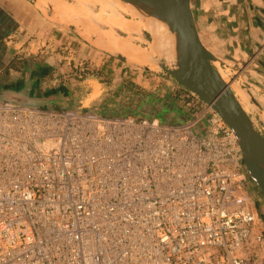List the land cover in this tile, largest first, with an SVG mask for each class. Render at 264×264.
Instances as JSON below:
<instances>
[{
  "label": "built area",
  "instance_id": "built-area-1",
  "mask_svg": "<svg viewBox=\"0 0 264 264\" xmlns=\"http://www.w3.org/2000/svg\"><path fill=\"white\" fill-rule=\"evenodd\" d=\"M0 100V264H263L233 129Z\"/></svg>",
  "mask_w": 264,
  "mask_h": 264
},
{
  "label": "crops",
  "instance_id": "crops-1",
  "mask_svg": "<svg viewBox=\"0 0 264 264\" xmlns=\"http://www.w3.org/2000/svg\"><path fill=\"white\" fill-rule=\"evenodd\" d=\"M82 1L0 0V100L4 91L12 90L40 99L42 108L83 110L102 115L157 116L166 123L187 122L191 118L190 113L181 101L186 91L177 81L161 97L157 95L154 99L145 100L148 103L144 107L117 113L105 111L100 106V98L110 83L98 78L76 79L79 84L70 81L50 86V81L55 78L57 81L58 76L47 68H55L52 63L56 60L43 52L52 44H60L68 35H72L81 50L88 49L89 54L84 52V58H93L101 53L138 63L119 50V46H111L114 37L128 39L133 46L143 50L155 38L161 50L152 62L163 60L167 52L170 59L173 58V45L168 44L167 52L164 50L158 36L164 37L161 33L149 31L147 16L141 15L143 22L146 20L144 24L135 15L129 18L125 14H130L128 8L113 2L120 0H108L114 4L115 7H110L114 11L110 8L104 11L98 3ZM191 5L202 41L217 58L214 63L232 74L235 82L232 87L247 113V107H250L264 124V0H192ZM111 12H118L117 17L123 23H131L128 26L132 30H124L118 24L111 25L108 20L116 14ZM155 66L158 69V65ZM86 85L88 92L84 93ZM52 103L56 107L51 106ZM261 252L257 251L260 257Z\"/></svg>",
  "mask_w": 264,
  "mask_h": 264
},
{
  "label": "water",
  "instance_id": "water-1",
  "mask_svg": "<svg viewBox=\"0 0 264 264\" xmlns=\"http://www.w3.org/2000/svg\"><path fill=\"white\" fill-rule=\"evenodd\" d=\"M137 7L145 16H154L174 35L177 62L161 67L183 87L210 105L233 129L243 151L244 162L254 182L264 193V135L213 65L217 61L200 36L192 0H120ZM152 6L154 8L152 9ZM162 61V60H161ZM2 100L42 107L40 99L18 91H4Z\"/></svg>",
  "mask_w": 264,
  "mask_h": 264
},
{
  "label": "rangeland",
  "instance_id": "rangeland-1",
  "mask_svg": "<svg viewBox=\"0 0 264 264\" xmlns=\"http://www.w3.org/2000/svg\"><path fill=\"white\" fill-rule=\"evenodd\" d=\"M113 2H116L117 5L124 4L126 6V3L122 1ZM128 9L132 14L134 13L129 7ZM131 13L128 14L126 12L125 14L131 18ZM50 46L43 54L56 60L55 63H52L55 68L48 66L49 68L47 69L58 76L57 81L56 78L50 81V86L56 87L59 83L65 82L64 84H66V82L69 83L70 81H73L72 83L74 84H79L76 79L83 80L85 78H98L103 82L110 83V87L104 92L99 103L105 111H112V113L137 110L140 107H144L148 103L145 100L154 99L157 95L161 97L160 95L167 92L171 85L177 81L161 66L157 70L152 71L130 61L122 60L119 57L101 53L96 54L93 58H84V52L89 54L88 49L81 50L72 35L66 36L60 44H52ZM164 61L163 59L161 63ZM217 67L226 74L228 82L233 80L232 74L228 70L218 64ZM83 90L85 91L84 93L88 92L87 85L83 87ZM50 105L55 106L53 103ZM247 109L249 110V115L253 117L256 128L259 131L261 130L260 132L264 135V124L260 123L258 116L250 110V107H247ZM251 181L253 187L251 194L256 207L258 206V228L262 229L264 228V193L253 180ZM260 259L264 264V252Z\"/></svg>",
  "mask_w": 264,
  "mask_h": 264
},
{
  "label": "bare ground",
  "instance_id": "bare-ground-1",
  "mask_svg": "<svg viewBox=\"0 0 264 264\" xmlns=\"http://www.w3.org/2000/svg\"><path fill=\"white\" fill-rule=\"evenodd\" d=\"M109 1H111V0H109ZM108 0H83L82 2H85V3H89V4H96V3H98V4H100L99 6H101V8L105 11L106 9H109L111 6H113V7H115L114 6V4L113 3H110ZM46 2H48V1H46ZM112 2V1H111ZM43 3V2H42ZM81 3V2H80ZM66 4V3H65ZM116 4V3H115ZM87 5V4H86ZM56 6V5H55ZM117 7V6H116ZM126 7L128 8H130L134 13L132 14V16H136L143 24L145 23V21L143 22V20L141 19V15H144L143 13H141V11L139 10V9H137V7H135L134 5H132V4H129V3H126ZM154 8V6H152V9ZM66 9V8H65ZM85 9H86V7H85ZM89 9V8H88ZM101 9V10H102ZM110 9H113V8H110ZM109 9V10H110ZM129 10V9H128ZM104 11H102V12H104ZM112 11H114V9L112 10ZM71 12H72V10H71ZM84 12V11H83ZM83 12H79L80 14H83ZM129 12V11H128ZM73 13V12H72ZM88 13V12H87ZM112 13V12H111ZM115 15L112 17V18H110L108 21H109V23L111 24V25H119L120 27H122V28H124V30H132V28L131 27H129L128 25L130 24L131 25V23H129V24H125V23H123L121 20H119L120 18H118L117 17V13L118 12H113ZM113 13H112V15H113ZM129 13H131V12H129ZM74 14V13H73ZM86 16V15H85ZM95 16V15H94ZM88 17V16H87ZM99 18V17H98ZM145 19V18H144ZM148 19H149V23L146 25L147 26V28H149V31L151 32V33H154V32H158V33H161L162 35H163V37L165 38H162L161 36H158V38L161 40V43H162V45H163V47H164V50L166 51L167 50V48H168V44H172L173 45V48H174V54H173V58L172 59H170V55H169V52H167L168 53V55H165L164 56V60H165V62H167L168 64H175L176 62H177V51H176V48H175V39H174V35L169 31V29H168V27L163 23V22H161L159 19H157L156 17H154V16H150V17H148ZM134 20V19H133ZM126 22V21H125ZM108 23V24H109ZM151 25V26H150ZM133 27V26H132ZM138 28V27H137ZM136 28V29H137ZM154 30V31H153ZM101 31V30H100ZM135 31V30H134ZM110 37H112L111 35H110ZM109 38V37H108ZM111 39V38H110ZM112 40L114 41V43H110L111 44V46H112V44H115V46L114 47H117L118 48V46H119V50H121V51H123L124 53H125V55L126 54H128V56H130V57H132L133 59H134V61H137L138 63H136V62H132V63H134V64H136V65H138V66H142V67H145V68H148V69H150V70H152V71H154V70H157V68H156V66L155 65H158V68L161 66V61H159V60H156V62L157 61H159L158 62V64H154V63H156V62H152L153 60L155 61V59H153L154 57H155V54H157V56H158V54L160 53V45L158 46L157 45V40L154 38V40L150 43V44H148L149 45V47L147 48V49H140V48H138L137 46L135 47V46H133V44H132V42L130 43L129 42V40L127 39H125V40H123V39H115V37L114 38H112ZM103 41V40H102ZM108 41V40H107ZM111 42V41H110ZM103 43V42H102ZM116 50H118V49H116ZM116 50H114V52L116 51ZM170 51V50H169ZM165 52V53H166ZM120 53V52H119ZM160 55V54H159ZM160 57V56H159ZM159 57H157V58H159ZM132 58H130V59H132ZM152 59V60H151ZM170 59V60H169ZM140 63V64H139ZM144 64V65H142V64ZM213 65L215 66V68L219 71V73L221 74V76L225 79V81L227 82V83H231V82H228L227 81V76H225L226 74H224L223 73V71H221V70H219L220 68H218L217 67V64L216 63H214L213 62ZM233 84H234V81L232 82V86H233ZM231 86V87H232ZM242 89V91L247 95V92L243 89V88H241ZM232 90H233V92L235 93V95H236V97H237V99L240 101V103L242 104V106H243V103H242V101H241V99L238 97V95H237V93L234 91V89H233V87H232ZM247 97H248V99H249V96L247 95ZM244 107V106H243ZM245 109V108H244ZM246 110V109H245ZM246 112H247V110H246ZM240 143V142H239ZM243 152V151H242ZM243 159H244V156H243ZM250 174V173H249ZM250 177H251V175H250ZM252 178V177H251ZM252 180H253V178H252ZM254 181V180H253Z\"/></svg>",
  "mask_w": 264,
  "mask_h": 264
},
{
  "label": "flooded vegetation",
  "instance_id": "flooded-vegetation-1",
  "mask_svg": "<svg viewBox=\"0 0 264 264\" xmlns=\"http://www.w3.org/2000/svg\"><path fill=\"white\" fill-rule=\"evenodd\" d=\"M261 190V189H260ZM262 191V190H261ZM263 192V191H262Z\"/></svg>",
  "mask_w": 264,
  "mask_h": 264
}]
</instances>
